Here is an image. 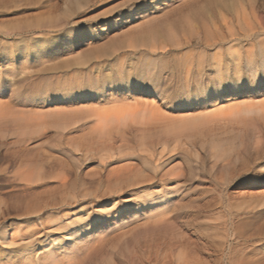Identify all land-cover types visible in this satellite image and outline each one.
I'll list each match as a JSON object with an SVG mask.
<instances>
[{
  "label": "rangeland",
  "instance_id": "374dc122",
  "mask_svg": "<svg viewBox=\"0 0 264 264\" xmlns=\"http://www.w3.org/2000/svg\"><path fill=\"white\" fill-rule=\"evenodd\" d=\"M80 1L0 0V264H253L264 0Z\"/></svg>",
  "mask_w": 264,
  "mask_h": 264
},
{
  "label": "bare ground",
  "instance_id": "6f19581e",
  "mask_svg": "<svg viewBox=\"0 0 264 264\" xmlns=\"http://www.w3.org/2000/svg\"><path fill=\"white\" fill-rule=\"evenodd\" d=\"M71 3H73V4H75V5H77V4H79V3H82L80 0H71ZM123 14H120L119 16H118V18L119 19H116V21H113L112 22V24L111 25H113V26H116L118 23H120L121 21H122V18H123ZM117 27V26H116ZM149 27V26H148ZM107 28V27H106ZM154 29V28H153ZM157 32V31H156ZM155 33V32H154ZM170 33V32H169ZM146 34H148V35H151L152 34V31L151 30H147L146 31ZM171 35V34H170ZM175 35V34H174ZM157 39V38H156ZM171 39V38H170ZM166 40V39H165ZM215 40V39H214ZM139 41V40H138ZM216 41V40H215ZM220 42V41H219ZM38 43H39V41H38ZM164 43V42H163ZM33 44V43H32ZM214 44V43H213ZM163 45V44H162ZM217 45H219V44H217ZM135 46V45H134ZM167 46V45H166ZM153 47V46H152ZM160 47V46H159ZM160 49H163V48H160ZM216 49V48H215ZM163 51V50H162ZM264 57V56H263ZM158 66V65H157ZM154 69H155V63L153 62V61H150V62H144V63H140V65H139V70H140V72H141V75L142 76H144V77H146L147 79H149V81H151V83L156 79V76L157 75H153L154 73H152L153 71H154ZM160 69V68H159ZM158 70V69H157ZM130 71V70H129ZM156 71V70H155ZM154 71V72H155ZM96 73H97V71H96ZM116 73V75L119 73L120 74V71H118V72H115ZM127 73H129L128 71H127ZM110 75V74H109ZM124 74H122L119 78V80H121L124 76H123ZM126 75H128V74H126ZM106 76H107V74H106ZM114 76V74H112V75H110V76H107V78L109 77L110 79H112V77ZM119 76V75H118ZM187 77V76H186ZM104 78H103V75H102V73L101 72H98L97 74H95V76H91V75H87V77H86V79H85V84L87 85V86H89V87H93L92 89H94V90H96L97 88H99V87H101L102 85H105V82H104V80H103ZM127 79V78H126ZM117 81V80H116ZM125 81V80H124ZM222 81V80H221ZM113 82V81H112ZM104 83V84H103ZM109 83V82H108ZM111 84H113V83H111ZM162 84V83H161ZM82 85V84H81ZM129 85V84H128ZM146 85H147V83H146ZM83 86H84V84H83ZM202 86V85H201ZM214 88V87H213ZM212 88V89H213ZM67 90V89H66ZM76 90H78V89H76ZM61 90H59V92H60ZM69 91V90H68ZM67 91V92H68ZM212 92H213V90H212ZM58 93L56 92V95H57ZM60 95V94H59ZM206 96V95H205ZM142 104H140L139 105V109H138V111H136V113L135 114H141V113H145V108L144 107H142L141 106ZM257 111H261V114H264V103L260 106V107H258L257 109H256ZM76 111V110H75ZM250 110H247V111H245V114H246V112L248 113ZM71 112V111H70ZM73 112V111H72ZM71 112V113H72ZM77 112V111H76ZM146 112H147V110H146ZM244 112V111H243ZM5 112L1 109V107H0V115H2V114H4ZM12 114H16V115H18V116H21V117H27L28 116V114H29V112H26V111H24V110H17V111H14ZM144 115V114H143ZM146 115V114H145ZM48 117H52V123H54L55 125H60V120L63 118H61L60 117V115H58V113H52L51 115H48ZM79 119V116L76 114V113H72V114H69V115H67V116H64V118H63V120H61V123H64V124H69V123H74L75 121H77ZM113 119V118H112ZM111 119V120H112ZM109 121H110V117L109 118H105V117H103V118H100L99 119V122H100V124H101V129H102V127L104 126V124H106V123H109ZM203 121H197V122H195V121H188V122H182V123H179V124H174V125H172V129H174V130H181V131H184V130H192V129H197L199 126H201V125H203ZM53 124V125H54ZM99 123L97 124V125H100ZM262 155V154H261ZM50 157V156H49ZM244 159V158H243ZM261 159V158H260ZM242 160V159H241ZM245 160V159H244ZM258 161V160H257ZM37 162V161H36ZM29 163V162H28ZM240 163V162H239ZM33 164H35V163H33ZM250 164V163H249ZM249 164H248V166H249ZM20 168L22 167V168H31L32 167V162L31 163H29V164H26V163H21L20 165ZM35 166H33V168H34ZM32 168V169H33ZM63 178V177H62ZM34 179V178H33ZM64 179V178H63ZM33 181V180H32ZM61 181H62V179H61ZM31 182V181H30ZM259 195H260V197H256V198H254L253 196V198L254 199H252L251 198V200L250 201H252L251 203H250V205L252 206L253 205V210H255L256 208H259L260 207V209H258V210H256V211H254L253 213H251L252 215L249 217V219L250 220H253V223L255 224V226L256 225H258L257 223H260L261 221H262V223L261 224H259L258 226H259V228L260 229H258L259 230V232H260V239H263V241H264V195L262 196L260 193H259ZM258 196V195H257ZM262 196V197H261ZM33 201V200H32ZM28 204V203H27ZM26 204L24 203V205L23 206H25ZM34 207H36L35 205H33ZM48 207H49V205H47ZM47 206H45V207H47ZM53 206V205H52ZM263 207V208H262ZM26 208H28V207H26ZM29 208H32V206H29ZM28 208V209H29ZM25 209V208H24ZM44 209H46V208H44ZM33 210V209H32ZM23 211V210H22ZM41 211H44L43 209L41 210ZM31 212V211H30ZM33 212V211H32ZM22 213H24V212H22ZM22 213H20L21 215H22ZM41 214H43V213H41ZM29 215V214H28ZM37 216V215H36ZM36 216H35V218H36ZM31 217H33V216H31ZM41 221H42V219H41ZM44 221H45V219H44ZM39 222H40V218H39ZM42 223V222H41ZM235 223V222H234ZM241 223V222H240ZM250 223V222H249ZM37 224V223H36ZM233 225V224H232ZM237 225V224H236ZM240 225V224H239ZM243 225V224H242ZM250 224H247V225H245V227H250L249 226ZM41 228V227H40ZM232 229V228H231ZM241 230H243V229H241ZM34 235H37V236H39L40 234H38V233H34ZM33 237V236H32ZM258 237V238H259ZM27 240V239H26ZM24 241V240H23ZM28 241V240H27ZM30 241V240H29ZM29 241L28 242H26V244H28L29 243ZM258 241V240H257ZM25 243V242H24ZM249 243V242H248ZM248 243H246V244H248ZM253 243V242H252ZM245 244V245H246ZM251 244V243H250ZM242 246V245H241ZM248 248H250V247H248ZM234 249V248H233ZM236 249V248H235ZM245 249H246V247H245ZM258 249V248H257ZM259 250V249H258ZM264 250V249H263ZM244 251V250H243ZM254 251V250H253ZM261 251V250H260ZM30 252V251H29ZM250 252H251V250H250ZM258 252V251H257ZM51 253H52V251L51 250H47V251H45L43 254H41V255H43V257H41V258H39L38 256H36V255H38V254H36L35 256H33L32 258H33V260H36V261H38V263H40L41 261H47L48 260V258H51ZM31 254V253H30ZM29 254V255H30ZM260 254V253H259ZM259 254H256V255H253V257L252 256H250V258H247V259H250V261H253L252 263L254 264H264V253H262V254H260V256H259ZM242 255V257L240 258V256H239V258H236V259H234L233 260V262H235L236 263V261H238V262H240V261H243L244 260V254H241ZM258 255V256H257ZM32 256V255H31ZM26 257H28V256H26ZM233 257H235V256H233ZM23 259V258H22ZM30 259V258H29ZM22 261V260H21ZM230 261H232V260H230ZM35 262V261H34ZM50 262H51V260H50ZM73 261H72V259H71V263H72ZM70 262H69V264H71ZM246 264L247 262L246 261H244L242 264ZM247 264H249V263H247Z\"/></svg>",
  "mask_w": 264,
  "mask_h": 264
},
{
  "label": "snow or ice",
  "instance_id": "6c2138e0",
  "mask_svg": "<svg viewBox=\"0 0 264 264\" xmlns=\"http://www.w3.org/2000/svg\"><path fill=\"white\" fill-rule=\"evenodd\" d=\"M217 74L214 71H209L208 76L214 78Z\"/></svg>",
  "mask_w": 264,
  "mask_h": 264
}]
</instances>
